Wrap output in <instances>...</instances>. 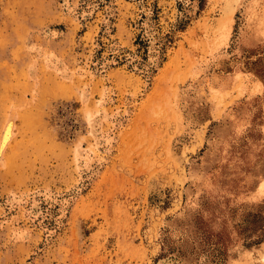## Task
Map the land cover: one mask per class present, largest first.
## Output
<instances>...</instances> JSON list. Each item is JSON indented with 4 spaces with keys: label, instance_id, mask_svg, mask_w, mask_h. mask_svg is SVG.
<instances>
[{
    "label": "rangeland",
    "instance_id": "rangeland-1",
    "mask_svg": "<svg viewBox=\"0 0 264 264\" xmlns=\"http://www.w3.org/2000/svg\"><path fill=\"white\" fill-rule=\"evenodd\" d=\"M69 1L0 0V133L19 113L0 264L262 263L264 0ZM34 45L72 81L42 59L32 81ZM100 104L103 160L87 122ZM79 146L94 172L80 175Z\"/></svg>",
    "mask_w": 264,
    "mask_h": 264
},
{
    "label": "bare ground",
    "instance_id": "bare-ground-1",
    "mask_svg": "<svg viewBox=\"0 0 264 264\" xmlns=\"http://www.w3.org/2000/svg\"><path fill=\"white\" fill-rule=\"evenodd\" d=\"M70 2L71 1H69V0H65V3H64L65 8L68 9V7H70V5L72 4V3L70 4ZM95 8H96V6L94 5V6H92V8H91V10L89 12H85V11L84 12L86 13L87 16H92ZM232 10H233V7H232ZM229 11H231V10H229ZM230 22H232V18L229 19L228 23L227 22L226 23L227 24H230ZM227 24H226V26L223 25V27L225 26L223 28V31L226 30L225 32L222 33V35H223L222 37H223L224 40L226 39V37H228L229 30H230L229 29L230 28L229 27L230 25L228 26ZM259 25H260V23H259ZM260 28H262V27H259V29ZM47 34L49 36L50 35H53L54 34V31L49 30V31H47ZM33 50H35L36 53H37L36 54L37 55L36 56L37 59L35 57L36 60L35 61L33 60V62L30 63V66H28L29 68H28V71H27L28 72V77L32 81L38 82L39 74H40V68H39V60L40 59L44 60V62L46 63V65L48 67L47 69H50V70L54 71L56 74L60 75V77L62 79H64V80H69V81L71 80L72 81V79L74 77V72H72L73 70H70L69 69V67H68L67 63L65 62V60L63 59V57L55 54L54 52L53 53L49 52L42 45H34L33 46ZM135 68H136V66H135ZM37 85H38V83H37ZM88 94H89L88 91L87 90H84V93H83V100L84 101H88V98H89V95ZM11 107L12 108L10 109V111H9V113L7 115V119L4 122L5 124H4V126L2 128V131L0 133V163L2 165H5V152L10 147V145L13 144L14 139H15L16 135L18 134L17 133V123L19 122L18 108L15 107V106H13V105ZM103 108L104 107L102 106L99 110L96 111V113L93 112V113H89L87 115V117H88V121L87 122H89V126H90V130L89 131H90V134H91V136H92V138L94 140V146H93L94 147V150L93 151L96 154L98 153V156L100 154H102V152H103L102 150H104V149L107 150V151L110 150V147L112 146V140H113L112 137H110V135L105 131L104 126H103L104 121L105 120L108 121V119H111L112 117ZM119 115H121V114H119ZM117 118H118V115L115 117V119H117ZM79 147L80 148H78V149H80V150L78 152L76 151L77 154H78V156H76V157H77V165L79 166L78 168H79L80 175H83L84 173L85 174H87V173L89 174V173L94 172V170H95V167H94V165H95L94 164L95 157L92 156L93 158H91L90 155L92 153L91 154L89 153L90 154L89 157H87L86 159H83V157L85 155L81 151V148L82 147L81 146H79ZM89 152H90V150H89ZM101 156L98 157L100 160L102 159ZM257 188H264V174L261 177ZM46 196H47V193H46ZM47 197L48 198L50 197V199H51L52 196L51 195H48ZM18 200H20V199L18 198ZM41 201H42L41 199L34 198L33 201H32V203L30 204L31 207L29 208V211L27 210L29 212V214L33 218L38 217L43 212V208H42ZM11 202H13V201H11ZM24 231H25V229H24ZM15 233H16V231L14 232V234ZM24 234H26V233H24ZM16 235H18V234H16ZM24 236H26V235H24ZM260 264H264V255L262 256V263H260Z\"/></svg>",
    "mask_w": 264,
    "mask_h": 264
}]
</instances>
